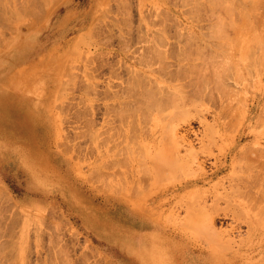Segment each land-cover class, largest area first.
<instances>
[{
	"label": "rangeland",
	"instance_id": "rangeland-1",
	"mask_svg": "<svg viewBox=\"0 0 264 264\" xmlns=\"http://www.w3.org/2000/svg\"><path fill=\"white\" fill-rule=\"evenodd\" d=\"M249 41L264 0H0V264H264Z\"/></svg>",
	"mask_w": 264,
	"mask_h": 264
},
{
	"label": "bare ground",
	"instance_id": "bare-ground-1",
	"mask_svg": "<svg viewBox=\"0 0 264 264\" xmlns=\"http://www.w3.org/2000/svg\"><path fill=\"white\" fill-rule=\"evenodd\" d=\"M218 1H219V0H218ZM221 1H222V0H221ZM254 1H255V0H254ZM210 3H211V2H210ZM256 3H258V2H256ZM201 4H202V3H201ZM227 4H228V3H227ZM232 4H233V3H232ZM203 5H204V4H203ZM208 5H209V4H208ZM220 5L222 6V4H220ZM229 5H231V3H230ZM254 5H255V4H254ZM219 7H220V6H219ZM230 7H231V6H230ZM259 7H260V6H259ZM259 7H258V8H259ZM209 8H211V7H209ZM214 8H215V7H214ZM233 8H234V7H233ZM220 9H221V8H220ZM211 10H212V9H211ZM231 10H232V9H231ZM226 11H227V10H226ZM24 12H25V11H24ZM228 12H229V11H228ZM11 13H12V12H11ZM214 13H216V12H214ZM16 14H17V13H16ZM217 14H219V12H217ZM231 14H232V13H231ZM217 16H218V15H217ZM221 16H222V15H221ZM257 16H258V15H257ZM248 18H249V17H248ZM217 19H218V18H217ZM229 19H230V18H229ZM234 19H235V18H234ZM262 19H263V18H262ZM218 20H219V19H218ZM222 20H223V19H222ZM216 21H217V20H216ZM219 21H220V20H219ZM237 22H238V21H237ZM222 23H223V22H222ZM235 23H236V22H235ZM236 24H237V23H236ZM219 25H220V24H219ZM211 27H212V25H211ZM249 29H250V28H249ZM217 30H218V29H217ZM217 30H216V31H217ZM241 30H242V29H241ZM260 30H261V29H260ZM218 31H219V30H218ZM237 31H238V30H236V37H237ZM239 31H240V30H239ZM254 31H256V30H253V32H254ZM210 32H213V30L210 31ZM242 32H243V36H244V38H245L246 36H249V35H246V33L249 34L248 32H250V31L247 32L246 30L244 31V29H243V31H241V33H240L241 35H242ZM244 32H245V34H244ZM253 32H250V34H251V36L253 35L252 38H254V40H253V39H252V40L250 39L251 36H250L249 38L246 37L245 39H247V40H245L243 37H242L243 39L240 37V38H241L240 40H245V41H247V42H248V39H250L251 42H252V41L254 42L255 39H256V40H257V39L259 40V38H260L259 35H260V34H259L258 32L256 33L257 35L255 34V32H254V34H252ZM262 32H263V31H262ZM225 33H226V32H225ZM234 33H235V31H234ZM220 34H221V36L223 35V37H225V38L228 37V36H229L230 38H232V36L235 35V34H234V35H231V36H230V35H227V34L224 35V32H222V33L220 32ZM238 35H239V34H238ZM245 35H246V36H245ZM194 36H195V35H194ZM258 37H259V38H258ZM238 38H239V36L237 37V39H238ZM233 39H234V38H233ZM240 40H238V41H240ZM258 40H257V41H258ZM189 42H190V41H189ZM228 42H229V41H228ZM249 42H250V41H249ZM251 42H250V43H245V42H244L245 44H247V47H248V48L246 47V45H245V47H244V45H243V48H244L243 50H245V49L247 48L248 50L246 49V50H247V53H246V54H248V53H249V50H250V54L253 53V55H254L255 52L257 51L256 46H255L256 43L254 42V43H255V45H254L255 48H254V47H251V45H253V43L251 44ZM244 43H243V44H244ZM257 43H258V42H257ZM219 44H220V43H219ZM229 44H230V45H229L230 47H233V45L231 44V42H229ZM250 44H251V45H250ZM241 45H242V44H240V46H241ZM248 45H250V46H248ZM257 46H258V44H257ZM259 46H260V48H263V47H261L262 45L259 44ZM241 47H242V46H241ZM250 47H251V48H250ZM156 48H157V47H156ZM263 49H264V48H263ZM263 49H262V50H263ZM230 51H231V50H229L228 54H227V53H224V54L222 55L221 59H219V60H218V59H215V60L211 59V61H210V59H207V60L210 61V62L207 61L208 64H209V65H212L213 72H214V68H216V69H217V67L219 68L220 65H221V63L224 64V62H225L226 60H228L229 58H232L231 54L234 55V53H233V52H230ZM260 52H261V50H260ZM229 53H230V55H229ZM226 54H227L228 58H227V56H225L226 58L224 57V55H226ZM250 54H248L249 56H248V55H245V56H247L246 59H247L248 57L250 58L251 56H252V58H254L253 55L250 56ZM258 55H260V53H259ZM261 55H262V54H261ZM261 55H260V56H261ZM159 56H160V54H159ZM229 56H230V57H229ZM256 56H257V55H256ZM256 56H255V58H260L261 61H262V63H263L264 60L262 59V56H261V57H260V56H257V57H256ZM223 57H224L225 59H224ZM206 58H207V57H206ZM252 58H250V59L252 60ZM255 58H254V61H255ZM263 58H264V57H263ZM240 59H241V58H240ZM250 59H248V61H250ZM260 59H259V60H260ZM229 60H230V59H229ZM231 60H232V59H231ZM142 61H143V60H142ZM142 61H141V62H142ZM161 61H162V60H161ZM203 61H204V60H203ZM236 61H237V60H236ZM207 62H206V63H207ZM232 62H233V61H232ZM244 62H245V60H244ZM250 62H251V61H250ZM258 62H260V61H258ZM226 63H228V61L225 62V64H226ZM238 63H239V62H237V64H238ZM251 63H252V62H251ZM256 63H257V62H256ZM140 64H141V63H140ZM229 64H230V63H229ZM240 64H241V63H240ZM247 64H248V63H247ZM249 64H250V63H249ZM234 65H235V64H234ZM146 66H147V68H140L141 71L143 72V74L145 75V77H147V80L150 82V84H152V85H154V86H157L158 89H159V91L161 90V92H163V91H166V90L170 89L171 87H172V88L174 87V86H169V85H165V84H163L162 81H164V80H160V77L158 76V74L155 73V69L152 71V70L149 68L148 65H146ZM163 66H164V64H163ZM227 66H228V65H227ZM256 67H257V66H256ZM238 68H239V67H238ZM242 68H243V66H242ZM245 68H246V67H245ZM247 68H248V66H247ZM261 68H262V67H261ZM158 71H159V70H158ZM260 71H261V70H260ZM260 71H259V72H260ZM163 75H164V74H163ZM249 75H250V74H249ZM227 76H228V75H227ZM162 77H163V76H162ZM241 77H242V76H241ZM243 77H245V76H243ZM235 78H236V76H235ZM230 79H231V78H230ZM239 80H240V79H239ZM248 80H249V79H248ZM142 81H143V79H142ZM165 81H166V80H165ZM241 81H242V80H241ZM246 81H247V79H246ZM139 82H140V81H139ZM223 82H224V81H223ZM248 82H250V81H248ZM140 83H141V82H140ZM216 83H217V81H216ZM216 83H215V84H216ZM218 83H220V80L218 81ZM203 85H204V83H203ZM138 86H142V85L139 84ZM204 86H205V85H204ZM246 86H247V85H246ZM157 87H156V88H157ZM207 87H209V86L207 85ZM154 88H155V87H154ZM156 88H155V91H156ZM205 88H206V87H205ZM148 89L150 90V88H148ZM148 89H146L145 91H147L148 93L151 92V91H148ZM158 89H157V91H158ZM181 89H182V88L179 87V90H181ZM142 90H143V89H142ZM142 90L139 89V91H142ZM151 90H152V88H151ZM174 90H175V89H174ZM153 91H154V90H153ZM155 91H154V92H155ZM157 91H156V92H157ZM175 91H176V90H175ZM175 91H174V93H176V92L178 93V92H179V91H176V92H175ZM181 91H182V90H181ZM156 92H155V93H156ZM161 92H160V93H161ZM172 92H173V91H172ZM172 92H168L167 94L170 95V93H172ZM138 93H140V92H138ZM142 93H143V92H142ZM152 93H153V92H152ZM179 93H180V92H179ZM140 94H141V93H140ZM156 94H157V93H156ZM158 94H159V93H158ZM167 94L165 93V96H163L164 94H163V95L161 94V96H163L162 98H165V99H166V95H167ZM180 94H181V93H180ZM146 95H147V94H146ZM173 95H174V94H173ZM173 95H171V96H173ZM178 95H179V94H178ZM181 95H182V94H181ZM181 95H180V96H181ZM149 96H150V94H149ZM149 96H147V97L153 99L152 96L154 97V93H153L150 97H149ZM158 96H159V95H157V97H156V95H155L156 98L154 97V100L156 99V101H157L156 104H159V103H158V100H159V102L165 100V99L161 100V99H160L161 96H160V97H158ZM167 96H168V95H167ZM171 96H170V98H169V99H170V100H169L170 103H171V101H172V103H176V102L174 101V100H175V98H174L175 95L173 96L174 100H171V98H172ZM176 96H177V95H176ZM180 96H177L178 99L180 98ZM236 96H237V95H236ZM168 97H169V96H168ZM168 97H167V99H166L167 102H168ZM145 98H146V97H145ZM157 98H158V100H157ZM151 99H150V100H151ZM181 99H182V98H181ZM154 100H153V101H154ZM160 100H161V101H160ZM153 101L151 100V101H149V103L154 104ZM166 101H165V102H166ZM173 101H174V102H173ZM161 103H162V102H161ZM161 103H160V104H161ZM163 103H164V102H163ZM168 103H169V102H168ZM160 104H159V107L157 106V107H158L157 110H160V109H159V108H161V107H160ZM164 104L166 105V103H164ZM176 104H177V103H176ZM161 105H162V104H161ZM172 105H173V104H171V106H172ZM181 105H182V104H181ZM162 106H163V105H162ZM166 107H167V105H166ZM166 107H165V108H166ZM168 107H169V106H168ZM180 107H181V106H180ZM153 108L155 109V108H156V105H155V107H153ZM163 108H164V106H163ZM177 108H178V107H177ZM162 110H163V109H162ZM139 111H140V110H139ZM140 113L143 114V112L140 111L139 114H138L139 124H142V123H140V122L142 121V120H141V117H142V116H141ZM173 114H174V113H173ZM178 114H180V113H178ZM178 114H175V115H178ZM180 115H181V114H180ZM173 116H174V115H173ZM164 118H165V117H164ZM261 119H264V118H261ZM171 120H174V119H172V117H171ZM134 123H135V122H134ZM172 125H173V124H172ZM258 147H259V146H258ZM262 154L264 155V153H262ZM262 154H260V155H262ZM258 156H259V155H258ZM260 157H264V156H260ZM261 159H262V158H261ZM255 160L258 162L260 159H258V160L255 159ZM260 161H261V160H260ZM262 161H264V160L262 159ZM257 162H256V163H257ZM259 163H260V162H259ZM263 163H264V162H263ZM252 165H253V164H252ZM252 165H251V170H252ZM255 165H258V164H255ZM260 165H261V163L259 164L258 167H260V168H261V166L264 167V165H261V166H260ZM253 166H254V165H253ZM258 167H256V168H258ZM246 168H248V166H247ZM262 169H264V168H261V171L263 172L264 170H262ZM248 170H250V169H248ZM253 170H254V169H253ZM253 170H252V171H253ZM245 171H246V170H245ZM263 173H264V172H263ZM251 174H252V176H254V178L250 179V180L253 182V181H255V180L257 179L255 175H256V174H259V173L257 172L256 174H254V173H251ZM253 174H254V175H253ZM257 176H258V175H257ZM250 177H251V175H249L248 178H250ZM240 178H241V177H240ZM255 178H256V179H255ZM261 178H262V177H261ZM245 179H246V176H245ZM262 179H263V178H262ZM241 180H242V179H241ZM243 180H244V179H243ZM263 180H264V179H263ZM245 181H247V179H246ZM257 181H258V180H257ZM259 181H260L259 183L261 184V183H262L261 180H259ZM247 182H250V181H247ZM263 182H264V181H263ZM255 183H256V182H255ZM259 183H258V185H259ZM246 184H247V183H246ZM258 185H257V186H258ZM259 186H260V185H259ZM249 187H250V186H249ZM257 188H258V187H257ZM246 190H247V189H246ZM248 190H249V189H248ZM263 190H264V189H263ZM251 191H252V190H251ZM258 192H259V191H258ZM263 194H264V193H263ZM250 198H251V196H250ZM253 198H254V197H253ZM253 198H252V199H253ZM253 201H255V200H253ZM261 202H262V201H261ZM255 206H256V205H255ZM252 208H253V207H252ZM255 208H257V207H255ZM260 210H261V209H260ZM262 213H264V212H262Z\"/></svg>",
	"mask_w": 264,
	"mask_h": 264
}]
</instances>
